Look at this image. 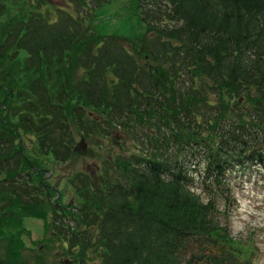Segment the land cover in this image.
Returning a JSON list of instances; mask_svg holds the SVG:
<instances>
[{
	"label": "trees",
	"instance_id": "1",
	"mask_svg": "<svg viewBox=\"0 0 264 264\" xmlns=\"http://www.w3.org/2000/svg\"><path fill=\"white\" fill-rule=\"evenodd\" d=\"M69 1L74 13L54 8L52 22L20 13L0 23V264H27L20 249L29 218L45 230L59 225L61 237L70 232L75 240L74 229H64L69 219L58 221L62 199H52L60 192L44 170L94 155L73 151L65 139L49 141L52 124L71 133L61 125L71 118L86 139L115 127L137 141L145 126L161 134L149 138L147 152L114 156L120 176L94 184L93 192L81 187L88 200L78 209L88 208L83 216L97 228L84 222L79 233L97 229L98 240H81L80 264L93 246L97 264H249L250 246L231 232L229 214L235 188L246 178L264 179V0H119L127 3L119 25L135 17L138 33L98 30L92 49L81 35L93 28L94 12L116 0ZM67 57L80 74L63 88L65 104L59 96L62 117L46 121L25 76L46 85L53 68L66 69ZM49 101L54 112L53 91ZM29 133L33 155L24 149ZM66 213L79 221L72 209Z\"/></svg>",
	"mask_w": 264,
	"mask_h": 264
},
{
	"label": "rangeland",
	"instance_id": "2",
	"mask_svg": "<svg viewBox=\"0 0 264 264\" xmlns=\"http://www.w3.org/2000/svg\"><path fill=\"white\" fill-rule=\"evenodd\" d=\"M122 5L127 6V3L116 0L114 4L99 9L97 13L94 12L93 18L91 20L93 28L81 35L82 40L85 39L89 41L85 44L80 42V44H84L87 46V48L92 49L93 44L90 40H92L95 35L99 33L98 30L102 33H105L106 35H111L112 32H118L121 33V36L125 38L128 37L129 34L138 33L139 26L137 27L135 25V17H133V19L128 21L126 24L119 25V17L116 15L124 11ZM51 8H53L52 11ZM54 8L68 10L70 13H74V6L69 0H0V23H6L9 18L20 13H25L27 16L31 15V13H42L47 16L50 22H52L55 20L54 18H56V12L58 11H55ZM127 15L128 14L126 13L125 17ZM129 16H131V13ZM84 45H82L81 48H83ZM125 46L128 47L127 44H125ZM3 50L4 48L1 46L0 55ZM76 65V62L73 65V60L69 61V58L67 57L66 62L63 63V66L66 67V69L63 68L58 72L56 68H53L51 70V74L45 76L46 85H44L41 79H39L36 84H33L30 76H25V80L28 82L27 84L23 82L24 86L29 90L30 93L35 94L36 96L38 94L40 96L38 100L39 105L41 104V106L44 108H39L35 102L33 104L34 107L37 108L36 110L39 111V114H46V117L48 118L46 121L52 122L56 116L58 120L62 117L60 110L61 107L59 104L61 99L59 96L64 97L65 91L63 88H69V78L71 79L72 77L75 79L79 76L80 73L78 72H80V70H76ZM14 91L24 97L27 96L26 92H20L18 89H15ZM51 91L54 92L55 101L58 102H55V105L57 106L53 105L54 112H52V109L48 108V105H52L49 101V95ZM64 99L65 101L64 103L62 102V104H65V102L68 101L67 98L64 97L62 100ZM30 100L34 101V97L30 96ZM26 111L29 112L30 110ZM86 113H89L91 118H96L98 120L100 119L101 113L90 109L86 110ZM36 114L37 112L33 113L34 116H36ZM84 118H87V114ZM71 119H68L67 122L63 124L58 122V124L67 125L65 128L68 127V130L70 129L71 133L69 135L66 134L65 136L64 128L52 124V130H54V132L49 134V141L56 140L55 142H57L65 139V141H71L74 144L73 146L78 145L81 142H85L87 148H90L87 151L90 153L93 151L92 153L94 155L91 157L77 156L75 157L72 165H69L67 162H54L52 164L46 163L44 170H46V175L48 176V178H45L46 181H48L51 186H54L53 188L58 189L60 192V195L58 196L62 199L61 209H64L65 213H63L64 211H59L57 216L58 221L62 217H67V219H69L68 221H65L63 218L64 221L62 222L66 224L64 229L67 230L68 226L71 228V230L74 229L75 240L73 239V235L70 232H68L69 236L65 237L62 235L61 237V234H58V232L62 229L59 225H53L51 228L45 230L46 227L44 226L43 221L40 219H26L24 221V232L22 234L24 246L20 249V254L21 259L24 258L27 264H79V257H75L80 252L81 240L83 238L87 240L88 237V240L91 239L93 241V245L97 244L96 241L98 240L97 229L92 232L93 228H91L88 231L85 230V233L83 230L81 233H79V224L80 227H83L84 222L90 225V227L93 225L97 228V224L95 225L93 218L87 220L83 216V214L88 215L90 210L86 207L81 208L82 210L84 209V211H79L78 209L81 207V205L86 203V200H88L86 194L87 191L80 190L81 187L85 184L90 185V188L93 192L94 184L98 185V183H100L99 186H101L102 184L113 180L114 177L120 176V170L113 163L114 156L119 153L122 154L123 157H130L132 156L133 152H137V150H143L144 152H147L149 138H158L161 135L156 126L150 125L145 126L143 129L142 132L148 135H144L145 137L140 141L131 139L129 137L130 135L128 134L124 135L119 127L111 129V134L109 135L103 134V136H100L91 134V137L93 138L86 139L84 136L85 132L81 130L82 128L80 126L77 127V121L74 120V118ZM62 129H64L63 132L61 131ZM77 130L79 133H77ZM29 134L30 136H33L31 137L32 139L25 138L23 140L25 147L24 149L25 151L28 150L30 154L33 155L32 151L35 148V136L32 133ZM98 142L101 143L100 147L96 146ZM109 166H112V169L108 168ZM103 167L108 169L103 172ZM259 172L264 175V170ZM70 174V179L64 178L70 176ZM62 178H64V180ZM263 180V178L258 176H254L253 179L246 178L245 184L236 187L234 190L236 204L231 208V212L229 214V226L231 228V232H233L234 235L240 237L242 243H245V248L250 246V250L246 251L249 252V264H264ZM198 191H200V189H198ZM81 196H86L85 200L84 197L82 198ZM52 199L56 200L57 195H54ZM1 204L4 205L6 202H1ZM71 209L78 213L79 217H77V219L79 221L81 220L82 223L79 221L77 222L72 216H66L68 215L66 211ZM68 248L72 250L68 251ZM91 248L94 252L90 253L89 261L87 260L85 262L86 264H97V261L93 260V257H97L98 255L95 252V247L93 246Z\"/></svg>",
	"mask_w": 264,
	"mask_h": 264
},
{
	"label": "water",
	"instance_id": "3",
	"mask_svg": "<svg viewBox=\"0 0 264 264\" xmlns=\"http://www.w3.org/2000/svg\"><path fill=\"white\" fill-rule=\"evenodd\" d=\"M85 148V145L83 143L80 144V146L78 148H75L74 150H77V149H84Z\"/></svg>",
	"mask_w": 264,
	"mask_h": 264
}]
</instances>
